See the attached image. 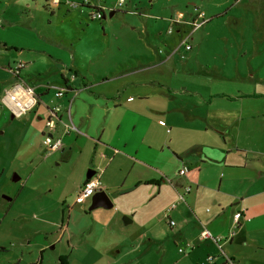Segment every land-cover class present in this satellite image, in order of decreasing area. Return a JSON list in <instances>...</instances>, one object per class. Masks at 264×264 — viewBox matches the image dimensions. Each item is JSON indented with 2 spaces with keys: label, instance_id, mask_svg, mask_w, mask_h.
<instances>
[{
  "label": "crops",
  "instance_id": "1",
  "mask_svg": "<svg viewBox=\"0 0 264 264\" xmlns=\"http://www.w3.org/2000/svg\"><path fill=\"white\" fill-rule=\"evenodd\" d=\"M88 1L104 10L99 2ZM52 3L56 6L61 1ZM182 25L176 26L177 35L166 48L156 50V60L136 53L133 58L100 63L94 69V65L71 59L66 49L46 53L57 69L51 68L47 79L40 68L32 67L35 47L0 35V47L16 51L14 57L8 54L0 60V130L4 127L0 134L11 142L19 139L18 152L23 147L28 155L27 181H33L35 191L50 190L60 196L62 224L66 214L68 221L63 234L55 236L57 243L69 231L74 209L80 207L78 221L93 220L90 231L96 229L100 216L109 215L118 227L127 216L132 221L125 225L137 226L131 229L130 238L149 243L168 239L163 258L173 253L171 264H222L227 258L236 264H264V94L214 92L211 70L204 74L205 80L196 77L191 80L195 86L186 88L176 75L181 68L198 72L189 64L197 30L190 25L191 32ZM167 32L173 34L174 30L170 26ZM187 33H191L190 50L182 44ZM20 62L23 66L16 76L12 69ZM254 74L250 73L251 80ZM222 77L228 79L226 74ZM18 78L33 86L39 98L21 117L14 116L1 99ZM57 87H65L63 96L51 95V89ZM57 106L53 136L62 137L63 145L49 153L42 139ZM1 123L13 125V131L7 133ZM68 124L76 129L65 133ZM184 165L189 170L179 175ZM89 169L100 177L112 207L91 209L92 197L76 201ZM186 186L191 190L184 201L178 200ZM19 192L4 198L0 209L11 202L5 212L9 211ZM97 208L103 210L91 212ZM238 211L243 215L234 226ZM32 217L38 218L36 214ZM17 219L25 222L30 218L20 214ZM204 228L222 236V248L213 239H200ZM209 255L214 256L211 262Z\"/></svg>",
  "mask_w": 264,
  "mask_h": 264
},
{
  "label": "rangeland",
  "instance_id": "2",
  "mask_svg": "<svg viewBox=\"0 0 264 264\" xmlns=\"http://www.w3.org/2000/svg\"><path fill=\"white\" fill-rule=\"evenodd\" d=\"M60 1L61 4L55 6L51 0H0V35L20 45L35 47L32 67L40 68L46 79L51 68L57 71L56 62H51L46 53L57 54L62 48L68 51L71 59L94 65V69L100 63L127 60L134 55L133 58L136 53L156 60V50L166 48L177 35L176 26L181 24L173 20L178 13L183 12L189 22L202 11L205 22L195 29L194 49L189 60L190 66L198 72L191 73L189 69L185 72L181 68L176 77L179 76L190 89L195 86L191 85L192 79L205 80L204 74L211 70L215 78L214 92L236 94L241 90L264 94V0H125L123 7L116 6L118 0H91L103 5L105 17L99 19L92 18L93 8L68 5L71 1L81 4L84 0ZM112 11L115 13L111 14ZM188 22L182 25V29L188 27L192 32ZM170 26L173 34L167 32ZM15 52L14 48L6 51L1 46L0 60L8 54L14 57ZM24 52L27 55L28 51ZM198 62L205 67L201 68ZM251 72L255 73L253 80L250 79ZM224 74L228 79L222 77ZM56 75L60 76L57 72ZM197 87L203 90L201 85ZM56 90L51 89L52 96ZM204 93L207 94V90ZM8 116L11 118L10 114ZM6 127L7 133L14 129L13 125ZM0 138V208L4 198H12L20 190L9 211L5 212L11 202L6 203L5 209H0V264L173 262V253L163 258L168 239L161 238L153 243L132 239L129 233L137 226L125 225L122 217L123 226L118 227L109 215L100 216L96 229L90 231L93 220L78 221L80 207L74 209L69 231L57 243L55 236L63 234L62 228L68 221L66 214L62 224L60 196L50 190L35 191L33 181H27L31 165L28 155L23 147L18 152L19 139L11 142L13 140L9 141L4 134H0ZM15 174L22 176V181H14ZM97 210L103 209L91 212ZM20 214L30 219L22 222L17 219ZM34 214L38 217L36 220L32 217Z\"/></svg>",
  "mask_w": 264,
  "mask_h": 264
},
{
  "label": "built area",
  "instance_id": "3",
  "mask_svg": "<svg viewBox=\"0 0 264 264\" xmlns=\"http://www.w3.org/2000/svg\"><path fill=\"white\" fill-rule=\"evenodd\" d=\"M89 2L88 0H85L84 3L86 4ZM125 0H118L116 6L117 7H123ZM54 3L58 4L60 3V0H54ZM68 5L72 8H79L82 3L78 2H68ZM204 13L198 12L197 18L194 20H190L189 22L185 19V14L183 12H179L177 18H175L173 21L180 23V24H186L187 22L189 25H192L193 27L197 28L198 26L202 25L204 20ZM104 14L102 9L97 7L96 11H93L92 18L93 19H99L103 18ZM191 37V33H187L184 38L182 39V44L185 46L187 50L191 49V43L189 42V39ZM23 66V63H18L13 69L12 72L19 76V70ZM65 87H57L56 96L61 97L65 93ZM2 102L3 104L12 112L14 116L21 117L28 112H30L39 102L38 94L36 92V89L21 80L20 78L17 79L10 88L6 89L2 95ZM60 110V106H57L53 108L52 110V116L47 121V128L49 129V132L44 133L43 139H42V145L46 148V151L54 152L57 150H60L63 141L62 137H54L53 132L56 130V121L55 117L57 115V112ZM72 129H76V127L73 124H68L65 126V133L69 132ZM189 170L188 166L184 165L179 170V175H184ZM103 189L102 181L99 176L93 175L90 180L84 182V184L80 187L78 190V194L76 197L77 202H84L87 198L92 197L96 192L101 191ZM191 190L190 186H186L184 192H179L178 200L184 201L185 200V193H188ZM176 203H173L172 206L174 207ZM243 213L242 211H238L234 214L233 217V223L234 226H237L239 223ZM171 224H175L174 220L170 221ZM231 234H234V230H231ZM200 239H213L217 242L218 246L222 248L221 241L223 240L222 236H215L209 229L204 228L200 233ZM207 260L209 262L214 260L213 255H209L207 257ZM222 264H236V262L232 259L227 258L225 262Z\"/></svg>",
  "mask_w": 264,
  "mask_h": 264
},
{
  "label": "water",
  "instance_id": "4",
  "mask_svg": "<svg viewBox=\"0 0 264 264\" xmlns=\"http://www.w3.org/2000/svg\"><path fill=\"white\" fill-rule=\"evenodd\" d=\"M112 14V13H111ZM95 171L93 169H89L86 175V181L90 180L91 177L94 175ZM20 179V176H14L13 180L17 181ZM92 205L90 206V208H96V207H105V208H110L112 207V202L108 196V194L106 193V191L101 190L96 192L93 196H92ZM124 221L125 223H128L132 220H130L127 216L124 217Z\"/></svg>",
  "mask_w": 264,
  "mask_h": 264
},
{
  "label": "trees",
  "instance_id": "5",
  "mask_svg": "<svg viewBox=\"0 0 264 264\" xmlns=\"http://www.w3.org/2000/svg\"><path fill=\"white\" fill-rule=\"evenodd\" d=\"M51 1L54 2V0H51ZM82 5L87 6V7H90V8H93L94 11L97 10V7H95V6H90V5H89V2H87L86 4H85L84 2H82ZM92 13H93V11H92ZM92 13H91V16H92ZM0 249H1V248H0Z\"/></svg>",
  "mask_w": 264,
  "mask_h": 264
}]
</instances>
